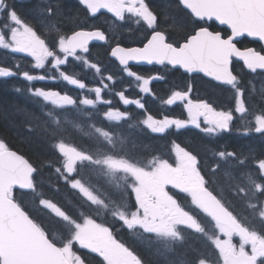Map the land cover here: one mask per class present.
Returning <instances> with one entry per match:
<instances>
[{
    "label": "trees",
    "instance_id": "16d2710c",
    "mask_svg": "<svg viewBox=\"0 0 264 264\" xmlns=\"http://www.w3.org/2000/svg\"><path fill=\"white\" fill-rule=\"evenodd\" d=\"M168 7L162 10L163 17L169 20L170 26L184 31L187 19L178 16L174 6ZM61 12L70 22L75 23L79 18L71 9ZM109 49V45L95 47L94 52L98 54L100 74L111 75L117 80L123 71L109 58ZM15 81H0V142L25 156L37 169L33 189L16 191L15 199L53 242L61 248H70L84 264L106 263L73 241L76 225L71 226L64 218L55 215L46 203L55 205L78 226L92 220L110 228L113 236L132 250L143 264H166V261L172 264H213L217 255L218 234L214 231L217 225L199 209L195 215L202 227L200 234L187 230L182 240L174 243L171 249L157 243H146L135 237L133 230L118 218L119 212L129 211L127 216H130L136 208L133 192L126 183L129 178L127 173L117 174L118 171L109 168L108 171L116 172L118 183L113 185L106 180L107 173L96 172L91 166L84 168L79 164L70 175L58 151L59 145L71 146L95 156L103 155L101 163L104 169L106 159H119L133 167H145L159 161L173 163L174 147L178 145L197 156L202 164L201 172L210 187L234 215L245 225L258 224L256 229L264 234V223L257 216L259 204L264 202V178L258 176L255 179L252 175L256 171L255 164L264 162V131L252 129L246 134L232 131L209 139L194 129L184 128L170 129L159 135L143 127V121L114 122L105 116L112 109L132 114L136 119L143 114L131 106L126 108L121 97H117V93H123L126 87H133V84L121 82L119 86L107 81L109 90L105 97L109 96L112 105L92 109L59 107L36 96L32 99L26 92L14 94L13 85H20L16 92L25 89V83ZM127 98L137 99L139 96L129 93ZM144 103L147 108L152 107V114H149L155 116L154 107L159 110L157 102L148 97ZM163 113L166 111L163 110ZM155 117L160 118L158 114ZM196 146H199L200 152ZM111 148L116 151H111ZM209 149L214 151L208 153ZM213 153L226 157L233 154V157L222 162L216 156L211 157ZM73 181H86L97 202L86 199L72 184ZM257 182L262 191L256 197L252 192ZM126 198H130L132 205L124 204Z\"/></svg>",
    "mask_w": 264,
    "mask_h": 264
},
{
    "label": "flooded vegetation",
    "instance_id": "af4514ba",
    "mask_svg": "<svg viewBox=\"0 0 264 264\" xmlns=\"http://www.w3.org/2000/svg\"><path fill=\"white\" fill-rule=\"evenodd\" d=\"M4 4L0 11V30L4 32L5 36L8 38V33L14 26V20L20 22L26 28H28L35 36L36 40H40L42 43H46L52 51L53 56H55L57 61H61V55L57 52V44L60 40H65L66 46L68 39L76 32L81 30H102L107 36L108 42L106 44H93L90 46V52L88 54H83L82 52H78L76 54L65 52L68 56H70V60L67 64L63 65L60 70L61 72H66L63 74V79L54 81H47L42 77L43 80H33L29 81L24 74H28L30 76L35 75V68H33V61L24 56L13 55L6 49L0 48V58H4L7 63L0 64L1 70L2 67L4 69H9L13 73V76L10 77H0V81L2 82H20L25 83V89H21L16 92L17 88L20 85H13L12 91L14 94L21 92L28 93L27 95H31L32 99L36 98L34 95L36 92L43 91L51 92L52 94H65L72 95L78 93L79 90L73 87V83H78L79 80H84L88 83V79L86 77H82V66L78 65V63L74 59H84L85 61L91 60L96 63H99L96 58L97 52H94L95 47H101L109 45V55L110 51L114 46H124V47H134V46H144L151 36L155 33H162L167 37L169 43L175 45L176 47H180L183 43L187 42L190 37L194 36L201 30H209L212 34H221L222 38L228 39L231 36L229 30L224 27H220L218 24L213 22L205 23V22H197L194 18L183 8L181 7L178 0H113V3L118 8V17H113L110 13L104 11L103 6H98L96 9H91L87 5L83 3L81 0H3ZM168 2V4H166ZM174 6L176 13L180 17H185L187 22H185L184 31H179L174 27L170 26L169 20L163 17V9L166 7ZM170 8V7H168ZM71 9L74 13L79 15V18L75 21V23L70 22L66 19V14H63L61 10ZM107 19H111L113 23V31L106 28ZM106 20V21H105ZM114 20L116 24L114 25ZM238 46L242 50H247L254 48L257 52L264 55V51L261 46L256 45L248 39H243L238 43ZM66 51V47H65ZM110 58V57H109ZM2 61L0 60V63ZM51 59L47 62V67L43 68V73H47V71L51 68L49 63ZM49 66V67H48ZM75 69L80 73L81 77L79 79L71 78V70ZM137 69V71L135 70ZM169 70L171 72H169ZM24 71L26 73H24ZM54 71V69H52ZM127 71L131 72L132 75L144 77L148 79V92L143 95V98L146 99L152 96H158L159 100H164L167 97H171L170 93L174 92H182L185 88H192L193 91L198 95L196 98L200 107L206 108L207 112L210 113V118L217 120L218 114L224 113L226 115V119L219 118L221 122L226 123L227 129L229 128L230 123H238L237 121H243L241 116L237 114L236 110H233L232 104H234L235 99L233 95L231 97L230 92L231 89H234V86H225L219 85L211 80H207L204 76L195 75V76H186L180 70L170 69L168 67H157V66H138L131 67L129 69H125V74ZM233 71L235 75L239 78V81L242 82L245 86V89L248 87H252L253 89L256 85L259 86L264 82V72H257L253 74L248 71L243 64L235 62L233 66ZM175 72V73H173ZM39 73V71H38ZM167 74V75H166ZM186 77V79L184 78ZM188 77V78H187ZM72 80H71V79ZM129 79L136 82L134 77H128ZM67 79L70 80L69 84ZM187 80V82H186ZM208 86V88H206ZM198 87V89L196 88ZM253 92L258 96V93L255 90H248L245 93H238V99H236V103L240 102L244 105L246 101L249 104V107L252 109L251 99ZM254 96V97H257ZM124 98L123 95L120 96ZM262 97V96H261ZM71 98V97H70ZM140 100V99H139ZM71 101H74V97L71 98ZM260 109L262 110V105L264 106V99H259ZM153 102V101H152ZM228 105L231 109L226 110L225 105ZM183 104L179 103L178 105L173 107V110H182ZM133 109H137L136 106H132ZM150 109V107L148 108ZM154 109H156L154 107ZM212 112L218 113L217 115H212ZM151 120V118H150ZM144 121V120H141ZM145 125V124H141ZM194 130L198 134L203 135L210 139V137L217 136L215 133L205 132L202 128H195ZM240 132H244L246 134L245 129L239 127ZM197 151L200 152L201 149L199 146H196ZM113 152L116 149L111 148ZM210 151H214V149H209ZM224 155V154H215L210 155L211 157ZM231 155V154H230ZM228 155V156H230ZM196 162L197 172L201 169V166L198 163H201L196 155L193 156ZM264 162H260L255 164L256 171L254 172V177L257 179L258 176L263 178L264 172L262 171V166ZM115 167V166H113ZM250 181V180H249ZM157 194L155 193L154 196ZM162 196H157L156 199L151 198L149 204L154 206V212H164L166 215L170 213L172 217L181 216L182 218L189 220L184 213V209L181 203L178 200V193L173 190L168 195L167 192L161 193ZM164 195V196H163ZM167 195V196H166ZM165 196L168 198L165 200ZM163 197V198H162ZM163 209V211H162ZM189 222H191L189 220ZM135 237L144 240L147 242L157 243L162 245L164 248H167V239L152 233H147L145 236L134 235ZM108 242H102L100 239L96 241L95 247H90L92 249L90 253L99 256L104 262L106 260L102 256L105 252L111 254L114 250L120 252L121 248L117 243H111L113 246L111 248H105V244ZM130 254L132 252L130 251ZM136 257L137 260H141L136 254H132Z\"/></svg>",
    "mask_w": 264,
    "mask_h": 264
},
{
    "label": "rangeland",
    "instance_id": "374dc122",
    "mask_svg": "<svg viewBox=\"0 0 264 264\" xmlns=\"http://www.w3.org/2000/svg\"><path fill=\"white\" fill-rule=\"evenodd\" d=\"M81 1H83V3L90 7L92 10L98 8V6H103L102 9L104 11L110 13L115 18L118 17V8L113 3V0ZM107 22L110 25L111 31H113L114 29L112 20L107 19ZM115 24L116 21L114 20V25ZM65 47V40H60V42L57 44V52H59V54L61 55L62 60L55 62L56 58L55 56H53L49 46L46 43H42L40 40H36L34 34L20 22H17L16 19L14 20V26L8 33V38L5 36L4 32L0 30L1 49L4 48L13 55H24L33 61L32 66L36 70L35 75L30 76L28 74H24V76H26L29 81L38 79L43 80L42 77L47 81H54V75L62 77L60 68L63 65L67 64V62L71 59L70 56L65 53ZM50 59L51 62L49 63V66H51V68L47 71V73H43L42 69L47 67V62ZM0 60L2 61L0 64L7 63L4 58H0ZM74 60L80 66H83L86 74L89 75L90 79L92 78V80L88 83H80L79 81L78 83L72 84L75 89L79 90L78 96L80 97L79 99L83 101L82 104L86 105V107H95L99 103H105V100L103 99V91L105 88H108V86H105V81H102L104 85L102 88H99L97 86L96 83L101 85L97 80L99 78L98 68L96 67L97 65H91L90 61H85L81 58ZM4 68L5 67H2L3 70H1L0 68V77L13 76L11 70ZM52 69H54V71H52ZM24 73L26 72L24 71ZM126 75L128 77H134L142 93L146 94L148 92L149 85L147 78L132 75L129 71H127ZM67 82L69 83L70 80L67 79ZM259 85L260 88L258 85H256V87L254 88V90L258 93V96L253 92L252 97H249L252 102V114H249V116L246 117V115H244V107L240 102L235 103L233 106V110H236L237 114L243 119V121L239 122L238 126H244L245 122L247 125V133H249V131L252 129L256 131L264 130V106L263 104H261L263 107L261 110V101H259V99H264V82ZM35 94L41 96L51 103H54L56 106L60 107L64 105L63 103L59 102L57 97L53 98V94L51 92L44 93L43 91H39ZM174 94L176 93L174 92ZM174 94L173 92L170 93L171 96ZM233 98L238 99V94ZM68 103L72 104L73 102L70 100L68 101ZM139 105L141 106V104ZM223 108H225L226 110L231 109L227 104ZM183 109L186 113L185 120L181 121L177 119L166 118L162 121H156L148 119L146 120V126L156 133H162L171 126H176V128H204L203 130L209 133H217L223 130H227L226 123L219 120V118L226 119L227 116L224 115V113L218 114L216 112H212V115H219L217 120H214L210 118V113H206V108L200 107L199 103L194 100H189L185 104H183ZM115 116L119 118V115L115 114ZM3 149L4 146L0 143V151ZM58 151L60 152V154H62L66 171L70 175H72L76 170L77 164L82 161L90 160L91 164L89 163L88 165L93 166L94 160L91 157L79 152L78 150H75L73 147L67 145H59ZM174 156L175 159L173 163L159 161V163H152L150 165L147 164L145 167H131L128 166L127 163L112 161V159H106L108 164H110L111 166H115V168H118L115 169L116 171L119 170L128 173L126 174V177L129 178L126 183L128 188L132 190L134 195L132 199L135 202V211L131 212L130 216H127L129 211L120 212L118 214V218L130 228L135 227L141 229L139 234L143 236H145L147 233H152L167 238L176 237L177 234L180 233V231L183 229V227L194 226L192 218L188 215L186 216L191 222L182 218L181 216L172 217V214L170 215V213L166 215L164 212H154L153 209L155 207L149 204L151 198L156 199L157 196H162L161 193L167 192V194L169 195V188L180 193L192 195L194 198L195 192L199 188H202L204 186L203 179L197 172L195 160L178 147L175 148ZM232 157L233 154L228 157L221 155L220 157L216 158L220 161L222 160V158H228L229 160H231ZM261 166L262 171L264 172V165ZM72 184L76 186L79 189L80 193L90 202H97L94 193H92L89 187H87L86 181H73ZM261 191L262 186L256 183L252 193L257 196ZM155 193L157 194L156 196H154ZM166 196L165 200L168 199ZM128 203L129 205H132V201L130 200V198H126L124 204L128 205ZM46 205L54 211L57 210L54 206L48 203H46ZM257 213L259 219L264 223V202L259 204ZM250 226L253 230L256 231L253 237L257 241V244L254 246L250 242L236 237V235L232 231L225 227L217 226L214 229V231L218 234V239L216 241L217 255L214 258L215 262L213 264H229L227 261L228 256L244 253L249 256V264H259L260 261L264 262V235L260 233L254 225ZM109 230L110 229L108 227H105L98 222L88 220L78 227L75 241L79 244V246L92 250L90 247H95L96 241L100 239V241L102 242L109 241V243L105 244V248H111L113 246V244L111 243L116 242L113 240ZM258 245H261V247L259 248ZM171 248V246L168 247V249ZM65 252L70 257L69 259L74 261L75 258L73 253L69 249H65ZM102 256L106 260L107 264H140L136 257L130 254L128 250L124 248L121 249L120 252L114 250L111 254L104 252ZM76 264H80V262L77 260ZM166 264L172 263L166 261Z\"/></svg>",
    "mask_w": 264,
    "mask_h": 264
},
{
    "label": "water",
    "instance_id": "95a60500",
    "mask_svg": "<svg viewBox=\"0 0 264 264\" xmlns=\"http://www.w3.org/2000/svg\"><path fill=\"white\" fill-rule=\"evenodd\" d=\"M182 7L198 21H215L228 28V40L220 35L199 32L181 48L168 44L164 36L156 34L144 47H114L112 60L122 68L129 66H170L189 76L202 75L220 84L232 85L236 78L232 72L233 59L243 62L252 72L264 71V56L254 49L242 51L236 42L247 37L264 48V0H179ZM2 0H0V6ZM107 36L101 30L78 31L67 42V51L88 54L90 46L105 44ZM63 100V97L60 98ZM178 94L168 102L173 106L186 100ZM34 166L14 150L0 152V264H72L61 248L53 244L41 228L11 198L13 190L28 191L33 185ZM196 200L204 212L220 225L226 226L244 240L252 234L242 226L209 189L196 192ZM230 264H248L244 254L228 257Z\"/></svg>",
    "mask_w": 264,
    "mask_h": 264
}]
</instances>
